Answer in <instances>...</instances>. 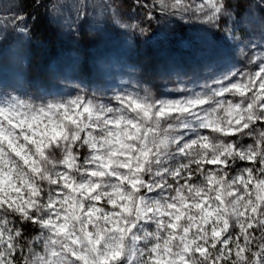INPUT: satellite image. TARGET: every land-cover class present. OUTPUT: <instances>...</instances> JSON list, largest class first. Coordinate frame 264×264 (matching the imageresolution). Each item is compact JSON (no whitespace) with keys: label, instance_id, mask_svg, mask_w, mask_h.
<instances>
[{"label":"snow or ice","instance_id":"obj_1","mask_svg":"<svg viewBox=\"0 0 264 264\" xmlns=\"http://www.w3.org/2000/svg\"><path fill=\"white\" fill-rule=\"evenodd\" d=\"M253 2L264 10L158 0L169 27L227 41L166 66L159 93L131 73L110 83L111 59L91 90L66 78L29 93L3 77L0 51V264H264V35L238 12ZM70 7L130 27L109 0Z\"/></svg>","mask_w":264,"mask_h":264},{"label":"rangeland","instance_id":"obj_2","mask_svg":"<svg viewBox=\"0 0 264 264\" xmlns=\"http://www.w3.org/2000/svg\"><path fill=\"white\" fill-rule=\"evenodd\" d=\"M20 2L21 0H0V32L5 33L4 39L0 41V51L4 47L8 48L3 77L10 84L29 93L50 85H55L58 91H63L65 85L61 81L66 78L83 81L91 90L97 83H104L100 68L109 69L110 66L106 62L108 59L117 64L116 71L119 73V76L106 78L110 83L118 84L119 79H127L131 73L159 93L164 86L162 77L166 66L192 65L199 59L201 50L209 45L213 49L227 48V41L222 31L209 33L199 28L194 30L186 27L185 35L178 34L175 29L179 27L175 20L169 27L168 22L160 18L158 0H144L146 5L153 6L151 13L156 15L157 29L164 36L157 43H155L156 39L150 43L141 39L140 43H137L129 28H118L108 19L106 24L100 21L98 26L104 29L103 32H94L93 30L97 28L91 26L95 25H89L86 20H76L72 9V16L68 15L66 20L80 31L77 33L65 29L67 31L65 35L53 37L52 28L47 24L45 32L49 33L54 45L48 50H43L32 45L29 40L22 39L16 32V27L25 26L24 20L17 19V16L23 13L19 6ZM71 2L76 4L81 0H46L45 3L50 6L54 3L68 6ZM83 2L89 3V0ZM91 3L99 4L103 3V0H91ZM96 9L97 12L92 18L98 19L97 14L100 9ZM87 11L92 13L91 7ZM238 12H243L245 27L250 28L251 34L260 40L264 35V23L261 21L264 10H260L258 5L254 4ZM127 16L125 12L120 13L121 23L129 25ZM26 27L30 28L27 22ZM173 42L176 45L173 46L171 44ZM256 51L259 49L257 48ZM146 66H150L152 70H147ZM133 68L134 72H132ZM173 86L172 83L168 84V87ZM68 91L73 90L68 89ZM245 142L250 141L246 139Z\"/></svg>","mask_w":264,"mask_h":264},{"label":"trees","instance_id":"obj_3","mask_svg":"<svg viewBox=\"0 0 264 264\" xmlns=\"http://www.w3.org/2000/svg\"><path fill=\"white\" fill-rule=\"evenodd\" d=\"M45 2L46 0H40L39 2L38 0H21L19 6L23 12L22 15L28 18L26 22L30 24L29 30L31 39L29 42L32 45H35V47H39L43 50H48L54 44L49 33L45 32L47 24L52 28L51 34L53 35V37H61L65 35L68 29L71 32H74L72 30L74 28L75 32L77 33L80 30L73 26V24L70 25V22L66 20V17L68 15L71 14L72 16V8L70 7V4H72V2L68 6H63L60 3H54L52 6H50L46 5L47 3ZM109 2L115 5L119 13L125 12L128 14L127 17L130 26L129 29L135 37L137 43H140L141 39H144L149 43L156 39L155 43H157L160 38L164 37L157 29L156 19L152 20L148 18L149 14L155 17L156 15L151 13V9L147 7L144 0H110ZM254 4L256 3H251V6ZM54 6L58 8V11L54 12L52 10ZM247 6H249V4L247 3L241 4L238 11L245 10ZM91 12L92 15H94V13L97 12V9L91 8ZM92 15L87 17L86 19V22L89 25H95L91 27L98 28V26L100 25V21L106 24L105 17L98 16L99 18L97 19V17L92 18ZM141 27L147 29V32L143 36L139 34V28ZM175 30L180 35L186 34V27L183 30H181L180 28H176ZM171 44L173 46L176 45L175 42ZM158 62L160 63V60ZM31 232V227L26 226L25 234L29 235Z\"/></svg>","mask_w":264,"mask_h":264}]
</instances>
